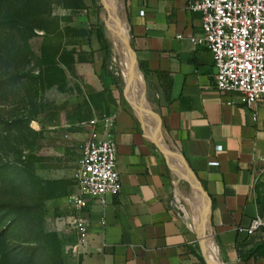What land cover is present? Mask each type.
<instances>
[{"label":"crops","instance_id":"1","mask_svg":"<svg viewBox=\"0 0 264 264\" xmlns=\"http://www.w3.org/2000/svg\"><path fill=\"white\" fill-rule=\"evenodd\" d=\"M187 3L125 0L131 46L156 103L159 139L150 113L138 103L140 120L115 98L111 112L122 188L104 204L89 200L81 214L89 222L83 245L73 230L74 264H201L195 235L173 206L174 168L165 147L208 197L210 229L223 264H264V257H251L264 239L247 234L253 218L264 216L257 203L264 177V101L249 107L243 94L217 89L212 53L192 41L202 34L201 16L188 12ZM102 61L101 54V68ZM158 73L171 78L169 96ZM99 79L105 91L116 90L111 78L100 73ZM77 215L71 209L64 220L71 224Z\"/></svg>","mask_w":264,"mask_h":264},{"label":"rangeland","instance_id":"2","mask_svg":"<svg viewBox=\"0 0 264 264\" xmlns=\"http://www.w3.org/2000/svg\"><path fill=\"white\" fill-rule=\"evenodd\" d=\"M117 1L114 25L125 26L131 46L125 0ZM85 4L77 10L73 0H0V79L10 77L12 84L0 91V264H74V231L64 217L78 191L90 124L112 115L115 98L140 119L138 98L114 63L105 1ZM92 23L101 25L109 41L111 77L96 64L103 55L96 38L77 33ZM100 73L115 82V91L102 89ZM141 75L144 105L155 118V99ZM181 163L182 174L174 168L172 202L202 255L192 217L194 184L183 176L188 172ZM258 188L264 212V177ZM205 234L212 236L210 227ZM22 238L31 243H21Z\"/></svg>","mask_w":264,"mask_h":264},{"label":"built area","instance_id":"3","mask_svg":"<svg viewBox=\"0 0 264 264\" xmlns=\"http://www.w3.org/2000/svg\"><path fill=\"white\" fill-rule=\"evenodd\" d=\"M186 9L201 16L202 34L192 41L212 53L217 89L222 94H243L249 107L264 101V0H188ZM115 122V114L91 122L76 175L78 191L68 200L78 212L70 225L80 245L89 233V222L81 215L89 200L104 204L122 188L116 167ZM257 233L264 239L262 215L253 218L247 229L249 236Z\"/></svg>","mask_w":264,"mask_h":264},{"label":"bare ground","instance_id":"4","mask_svg":"<svg viewBox=\"0 0 264 264\" xmlns=\"http://www.w3.org/2000/svg\"><path fill=\"white\" fill-rule=\"evenodd\" d=\"M106 10L109 13V24H108V32L109 36L113 43V49H114V63L120 67L123 77L127 83L128 89L133 92L134 96H137L138 103L144 112V114H149V111L147 107L144 105V85H142L141 82H143V77L141 73L139 72L137 66L135 67L132 58L130 56V53L128 51V46L126 44L127 42V29L124 25H122L121 29L116 28L114 25L115 17L117 16V0H104ZM122 36L121 39L119 37ZM130 50V49H129ZM136 64V63H135ZM140 80H139V78ZM144 83V82H143ZM137 100V99H136ZM146 103V102H145ZM150 126L152 129L155 130L157 134V121L155 118H153L152 115H150ZM149 124V123H148ZM157 139H159V136L157 134ZM161 142V141H160ZM165 151L171 158V165L173 168L176 169V171L181 173L182 163L181 158L177 155L171 154L167 151V148L165 147ZM186 168V167H185ZM188 172V171H187ZM189 175V176H187ZM183 174L188 180L193 182L194 184V198H193V204H192V210L194 212L193 217V223H194V230L198 234L200 239V244L202 247V250L207 254L209 258L210 264H222V262L218 259L217 255V249L215 246V241L211 235H206L205 230L209 229V209H208V202L206 199V196L203 194L202 190L198 187L196 189V183L194 182V179L191 175V173L188 172V174ZM189 202V201H188ZM207 202V203H206ZM190 203V202H189ZM191 217V216H190Z\"/></svg>","mask_w":264,"mask_h":264},{"label":"trees","instance_id":"5","mask_svg":"<svg viewBox=\"0 0 264 264\" xmlns=\"http://www.w3.org/2000/svg\"><path fill=\"white\" fill-rule=\"evenodd\" d=\"M86 4H85V0H73V8L80 10V9H86ZM77 33H80L81 35H86V36H94L99 44V51L103 53V61H102V70L105 72V74L109 77H111L110 75V71L108 70L109 66H108V58L110 56V44L108 39L106 38V35L104 33L103 28L101 27L100 24H91V27L89 30H85V31H79ZM139 69L140 71L145 75L147 70L145 69L143 64H139ZM158 77L160 78L161 84H162V88H163V92L169 96L170 94V90H171V78L169 76H167L166 74H162V73H158ZM11 78H3L0 79V91H5L7 90L9 87H11ZM117 87V86H116ZM257 190H258V196H257V203L258 205L261 207L262 209V205H263V201L261 198V194L259 193V188L257 185ZM263 212V211H262ZM24 237V236H23ZM23 242L21 243H31L29 240H25L23 239ZM14 242L19 241V240H15L13 239ZM199 253V252H198ZM2 254H6L5 249L2 250ZM251 257L257 258V257H264V244L258 246L251 254ZM198 258L201 262V264H206L204 258L202 257V255L199 253L198 254Z\"/></svg>","mask_w":264,"mask_h":264},{"label":"water","instance_id":"6","mask_svg":"<svg viewBox=\"0 0 264 264\" xmlns=\"http://www.w3.org/2000/svg\"><path fill=\"white\" fill-rule=\"evenodd\" d=\"M128 42H129V41H128ZM128 47H129V49H130V54H131L132 58L134 59V61H135V63H136V66H137L139 72L141 73V71H140V69H139V64H138V61H137L136 58H135V55H134V52H133L132 46H130V45L128 44ZM184 165H185V167H186V170H187L189 173H191V175H192V177H193V179H194V182L197 184V186L202 190L203 194L206 196V199H207L208 204H209L208 197H207V195H206V193H205L203 187L200 185L199 181L195 178V176L192 174V172L187 168V165H186L185 163H184ZM209 225H210V224H209ZM200 246H201V244H200ZM201 249H202V247H201ZM202 257L204 258L206 264H210V263H209V258H208L207 254H206L203 250H202Z\"/></svg>","mask_w":264,"mask_h":264}]
</instances>
